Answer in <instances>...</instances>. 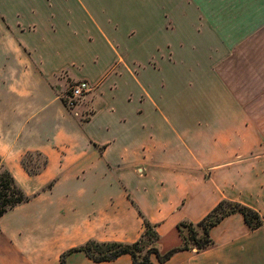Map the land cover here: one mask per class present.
I'll list each match as a JSON object with an SVG mask.
<instances>
[{
  "label": "crops",
  "instance_id": "1",
  "mask_svg": "<svg viewBox=\"0 0 264 264\" xmlns=\"http://www.w3.org/2000/svg\"><path fill=\"white\" fill-rule=\"evenodd\" d=\"M78 80L90 89L68 107ZM28 152L46 157L38 173ZM0 158L30 196L0 215V264L132 242L143 217L174 235L164 251L222 198L264 214V0H0ZM210 236L150 264H264V225L242 213Z\"/></svg>",
  "mask_w": 264,
  "mask_h": 264
},
{
  "label": "trees",
  "instance_id": "2",
  "mask_svg": "<svg viewBox=\"0 0 264 264\" xmlns=\"http://www.w3.org/2000/svg\"><path fill=\"white\" fill-rule=\"evenodd\" d=\"M26 154L28 153L21 157V164L28 173H37L46 165V157L38 153L43 157L40 167L38 165L39 168H37L35 165V168H27L25 163ZM50 184L51 182L48 183V186ZM29 197L0 158V215L8 208L28 200ZM235 211L242 213L244 221L249 228L264 225V214L242 202L222 198L199 220L183 219L178 221L176 230L180 235L181 242L164 251H160L155 244L160 238L155 224L143 217L144 229L138 239L132 242L88 239L77 246L68 248L61 254L60 259L65 264V253L82 251L95 261L112 260L121 254L128 253L131 256L132 264H150L152 263V255H155L158 261L162 262L179 249L195 248L199 251L211 245L213 243V239L210 236L211 227L223 217ZM184 228L187 229V234H185Z\"/></svg>",
  "mask_w": 264,
  "mask_h": 264
},
{
  "label": "rangeland",
  "instance_id": "3",
  "mask_svg": "<svg viewBox=\"0 0 264 264\" xmlns=\"http://www.w3.org/2000/svg\"><path fill=\"white\" fill-rule=\"evenodd\" d=\"M190 1H196L200 6H202V9L204 10V12L206 11V6H207V0H190ZM214 3L215 5H218V3L222 4V0H214ZM205 15V14H204ZM70 86V85H69ZM69 88V87H68ZM68 90V89H67ZM43 161V157L36 153V152H28V154H26L25 156V163L27 164V168H35V165L37 168L40 167V164L42 163ZM39 165V167H38ZM25 169V168H24ZM43 168L40 169V171L42 170ZM26 170V169H25ZM27 171V170H26ZM28 172V171H27ZM38 173V172H37ZM30 174H35V173H30ZM51 182V184L48 186V183ZM48 183H46L42 189H47V188H50L53 184V180L49 181ZM184 232L185 234H187V229L184 228ZM140 237V236H139ZM138 239V238H137ZM174 239V235L173 237H167V239H163L162 241H160V239L158 241L155 242V244L158 246H166L168 245L171 241H173ZM166 241V242H165ZM77 246V245H75ZM162 251V250H161ZM68 253H65L64 255V259L66 258Z\"/></svg>",
  "mask_w": 264,
  "mask_h": 264
},
{
  "label": "built area",
  "instance_id": "4",
  "mask_svg": "<svg viewBox=\"0 0 264 264\" xmlns=\"http://www.w3.org/2000/svg\"><path fill=\"white\" fill-rule=\"evenodd\" d=\"M90 89V84L87 80H78L70 84L66 93L62 96L64 104L72 107L74 102L83 96Z\"/></svg>",
  "mask_w": 264,
  "mask_h": 264
}]
</instances>
